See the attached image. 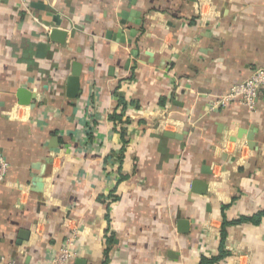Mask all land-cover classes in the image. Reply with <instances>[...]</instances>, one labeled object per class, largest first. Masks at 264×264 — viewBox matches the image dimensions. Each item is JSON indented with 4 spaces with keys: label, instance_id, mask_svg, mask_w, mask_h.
I'll return each instance as SVG.
<instances>
[{
    "label": "crops",
    "instance_id": "crops-1",
    "mask_svg": "<svg viewBox=\"0 0 264 264\" xmlns=\"http://www.w3.org/2000/svg\"><path fill=\"white\" fill-rule=\"evenodd\" d=\"M257 67L264 0H0V253L48 264L73 235L68 264L218 255L223 215L264 210V90L217 105ZM226 231L214 264H264V216Z\"/></svg>",
    "mask_w": 264,
    "mask_h": 264
},
{
    "label": "built area",
    "instance_id": "built-area-1",
    "mask_svg": "<svg viewBox=\"0 0 264 264\" xmlns=\"http://www.w3.org/2000/svg\"><path fill=\"white\" fill-rule=\"evenodd\" d=\"M264 90V67H257L242 82L233 85L230 90L220 97L217 105H227L231 102H238L255 111L258 107V99ZM92 109L89 110L90 115ZM93 119V120H89ZM96 120V119H95ZM90 121V122H89ZM88 123L83 126L82 141L88 142L95 133V121L93 117H88ZM9 169V163L3 153L0 151V182L4 179ZM74 236L70 235L62 244L59 250L50 257L48 264H68L70 260L79 254V249L74 246ZM0 264H26L16 259L8 258L5 254L0 253Z\"/></svg>",
    "mask_w": 264,
    "mask_h": 264
},
{
    "label": "water",
    "instance_id": "water-1",
    "mask_svg": "<svg viewBox=\"0 0 264 264\" xmlns=\"http://www.w3.org/2000/svg\"><path fill=\"white\" fill-rule=\"evenodd\" d=\"M56 20L55 23L57 26L61 25V21H60V17H55ZM63 32V33H62ZM66 36H67V32L66 31H60V29L54 28L51 31V37L52 39H54L55 41H59L60 43H65L66 41ZM122 41H124V39H121ZM44 45H40V56H42L44 54L43 50ZM81 71H82V66L80 63L75 62L73 65V70H72V74L70 75V77L68 78L67 81V96L70 98H77L80 90H81ZM170 136H174V134L169 133ZM56 140H54L55 142ZM251 146L252 144L249 143ZM187 225V221H181V225L182 224Z\"/></svg>",
    "mask_w": 264,
    "mask_h": 264
},
{
    "label": "trees",
    "instance_id": "trees-1",
    "mask_svg": "<svg viewBox=\"0 0 264 264\" xmlns=\"http://www.w3.org/2000/svg\"><path fill=\"white\" fill-rule=\"evenodd\" d=\"M125 107V105H123ZM123 107V109H124ZM120 115V113H119ZM116 118H120V116H118L117 114L115 115ZM122 134L124 135L125 134V131L126 129L122 128L120 129ZM121 156L120 158L123 157V151L121 152ZM227 207L224 206L222 209H226ZM264 216V210L260 211L259 213H257L256 215L252 216V217H243V218H240V219H235V220H229L227 216L223 215V224H222V229H221V241H220V253L216 256H213L211 258H205L203 257L202 258V261L200 264H214V262L218 261L220 258H222L224 255L227 254V252L224 250V242H225V238H226V234H227V231H226V228L227 226H229L230 224H236L238 222H241V221H244V220H248V221H252V222H258L260 221L261 217Z\"/></svg>",
    "mask_w": 264,
    "mask_h": 264
}]
</instances>
